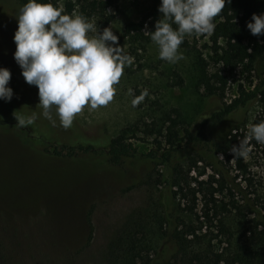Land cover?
I'll list each match as a JSON object with an SVG mask.
<instances>
[{
    "label": "rangeland",
    "instance_id": "374dc122",
    "mask_svg": "<svg viewBox=\"0 0 264 264\" xmlns=\"http://www.w3.org/2000/svg\"><path fill=\"white\" fill-rule=\"evenodd\" d=\"M66 1L57 0L63 7ZM70 1L75 3L70 13L97 22L100 31L110 26L133 63L124 69L108 105L97 109L85 106L74 117L75 129L73 125L62 128L58 119L53 126L40 115L37 87L25 82L13 58L15 16L23 3L0 0V66L10 70L13 90L10 101L0 100V264H109L107 245L113 237H120L126 223L137 219L154 223L150 215L159 208L161 166L149 161L147 154L159 152L164 145L165 140L155 130L164 132L169 123L166 116L175 115L173 110L177 109L180 119L194 130L222 104L238 96L240 88L251 90L258 75L264 76V52L255 57L250 70L239 66L230 71L215 60L210 35L186 36L180 46L185 58L175 64L159 59L150 38L136 37L137 32L126 33L124 29L129 22H139L153 0H105L108 5L95 11L87 7L89 0ZM157 19L149 16L141 32L150 36L145 31H153ZM201 65L207 72L225 77L221 97L205 95L197 88ZM144 90L148 94L132 106V98ZM14 111L25 115L35 112L33 124L39 133L32 134L29 126L18 128ZM263 120L264 108L253 101L227 120L209 119L203 131L215 142L234 125L238 145L250 126ZM129 126L132 129L126 133V141L135 156L112 164L105 141ZM248 147L249 154L240 161L215 155L224 179L206 162L196 161L173 200L174 216L183 222L180 228H195L196 240L211 245L216 252L228 247V235L220 234L217 228L219 216L233 233L230 240L234 245L243 240L244 229L252 225L253 218L252 213L240 216L236 206L244 201L264 206V144L251 140ZM68 153L72 156L67 157ZM183 165L188 168L187 162ZM213 202L218 205L217 217L208 227L199 215L203 204L211 206ZM260 210L263 213V208ZM222 251L225 256L227 249ZM139 253L152 255L146 249Z\"/></svg>",
    "mask_w": 264,
    "mask_h": 264
},
{
    "label": "trees",
    "instance_id": "16d2710c",
    "mask_svg": "<svg viewBox=\"0 0 264 264\" xmlns=\"http://www.w3.org/2000/svg\"><path fill=\"white\" fill-rule=\"evenodd\" d=\"M86 0H75L76 3ZM25 3L26 0H19ZM54 5H58L57 0H51ZM160 0H153L149 12H147L139 22H129L125 25L126 33L137 32L136 37L149 39L150 36L141 32L144 21L152 16L153 20L159 17L158 5ZM70 0L64 3L66 13L73 11ZM100 5L104 7L108 4L105 0H89L87 7L90 11H95ZM84 7V6H83ZM264 12V0H228L221 14L217 17L216 27L209 36L212 42L211 49L216 56V61L227 66L230 71L242 67L243 70H250L252 61L258 55L264 52V35L255 36L250 33L246 27V22L251 19L253 13L260 14ZM151 20V21H153ZM220 41L222 43L220 44ZM18 75H20L18 73ZM226 79L217 72L209 73L204 65H201L197 73V88H202L205 95H218L223 91ZM257 101L264 108V76L258 75V82L253 85L251 90L239 89V95L234 97L229 103L222 104L219 109L203 119L200 125L194 130L189 129L186 123L180 119V113L174 109L175 115H168L169 123L165 126L164 132L159 128L155 130L157 136H161L165 143L159 152L148 153L149 161H154V165H160L159 188L157 194L156 209L153 210L150 220L137 219L126 223L121 231L120 237L112 238L107 245V254L109 264H264V206L255 207L258 203L244 201L242 206H236L240 216L252 213V225L244 229V238L241 242L231 244L233 233L224 223V220L217 218L218 231L220 234H227L226 240L228 247L226 255L224 251L216 252L209 244H203L196 240V230L191 226H182L183 222L174 216L173 200L178 191L182 189L181 183L187 178V171L195 165L196 161L206 162L216 174L224 179L218 162L215 160L217 153L223 154L227 159L233 156L228 154L232 145L237 142L236 131L233 132L234 125L227 130L223 137L215 142L205 137L203 128L209 119L221 121L227 120L236 111H242L248 107L251 102ZM33 112V111H32ZM264 121V120H263ZM36 124L29 128L33 134L39 133ZM72 129L76 125L72 124ZM181 126L180 129L177 127ZM136 125L133 126L135 128ZM132 127H125L110 140L107 138L105 144H108L106 152L108 161L114 163L126 162V158L133 157L134 148L131 143L126 141V133ZM30 132V133H31ZM151 134V133H149ZM79 135V134H78ZM76 136V134H75ZM80 137V136H79ZM33 142L31 138L30 143ZM36 142V141H34ZM71 148V146H69ZM67 157L72 156L68 153ZM125 160V161H124ZM240 161L239 158H237ZM187 162L188 168L184 167ZM177 188V189H176ZM205 205V206H204ZM263 208V213L260 209ZM191 210V209H190ZM218 205L213 202L211 206L206 203L201 207L202 220L211 226L215 217H217ZM176 217V218H175ZM243 221V219H241ZM244 222V221H243ZM262 229H258V227ZM140 231V238L136 233ZM191 235V238H187ZM143 243V244H142ZM148 243V244H146ZM150 250L152 255H141L139 250Z\"/></svg>",
    "mask_w": 264,
    "mask_h": 264
},
{
    "label": "clouds",
    "instance_id": "9594fccd",
    "mask_svg": "<svg viewBox=\"0 0 264 264\" xmlns=\"http://www.w3.org/2000/svg\"><path fill=\"white\" fill-rule=\"evenodd\" d=\"M225 2L160 0L154 30L145 31L157 46L158 58L171 64L183 60L180 46L185 37L211 35ZM15 18L13 58L25 82L38 89L41 116L53 126L58 119L59 125L68 129L85 106L97 109L113 100L114 86L133 58L118 43L110 26L100 31L97 22L66 13L62 4L54 5L51 0H26ZM246 27L252 35H264V12L253 13ZM10 77V70L0 66V100L5 102L13 97ZM147 94L144 90L134 96L132 106ZM13 115L18 128L30 126L37 119L35 112L25 115L14 111ZM251 140L264 144V121L252 124L238 145L231 146L233 158L247 157Z\"/></svg>",
    "mask_w": 264,
    "mask_h": 264
}]
</instances>
